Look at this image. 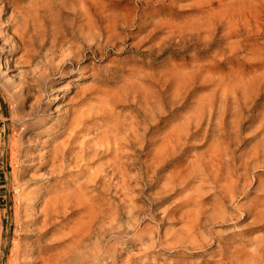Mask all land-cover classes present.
<instances>
[{
  "label": "rangeland",
  "instance_id": "rangeland-1",
  "mask_svg": "<svg viewBox=\"0 0 264 264\" xmlns=\"http://www.w3.org/2000/svg\"><path fill=\"white\" fill-rule=\"evenodd\" d=\"M79 1L0 0V264H264V0ZM68 44L79 61L37 84ZM71 108L99 113L49 179L37 155L65 142ZM106 121L121 179L93 181L113 155L80 138Z\"/></svg>",
  "mask_w": 264,
  "mask_h": 264
},
{
  "label": "bare ground",
  "instance_id": "bare-ground-1",
  "mask_svg": "<svg viewBox=\"0 0 264 264\" xmlns=\"http://www.w3.org/2000/svg\"><path fill=\"white\" fill-rule=\"evenodd\" d=\"M65 1V0H64ZM79 1V0H78ZM80 3H81V1H79ZM72 3V2H71ZM74 3V2H73ZM63 4H64V2H63ZM77 4H78V2H77ZM74 5H75V3H74ZM73 6V5H72ZM71 6V7H72ZM78 7V6H77ZM72 8H74V7H72ZM76 9V8H75ZM84 10V9H83ZM76 11H78V10H76ZM76 11H74V12H76ZM98 11V10H97ZM100 11V10H99ZM83 12V11H82ZM85 12V11H84ZM101 12V11H100ZM106 12V11H105ZM77 13V12H76ZM99 12H97V14H98ZM101 15H104V13L102 14L101 13ZM108 15V14H107ZM106 15V16H107ZM112 15V14H111ZM97 16V15H96ZM116 16V15H115ZM99 17H101V16H99ZM113 18H115V17H113ZM73 19V18H72ZM87 19V18H86ZM106 19V18H105ZM92 20V19H91ZM103 20V19H102ZM97 21V20H96ZM108 21H109V19H108ZM108 21H106V22H108ZM45 22V21H44ZM84 22H86V21H84ZM103 22H104V20H103ZM113 22V21H112ZM88 23V25H89V21L87 22ZM116 23V22H115ZM79 24V23H78ZM86 24V23H85ZM101 24H104V23H101ZM110 24V23H109ZM77 25V24H76ZM95 25V24H94ZM105 25V24H104ZM57 26H58V24H57ZM56 26V27H57ZM79 26V25H78ZM92 26V25H91ZM109 26V25H108ZM38 27V26H37ZM84 27V26H83ZM101 27H102V25H101ZM107 27V26H106ZM114 27V26H113ZM35 28V27H34ZM54 28V27H53ZM89 28H90V26H89ZM93 28V27H92ZM105 27H103V29H104ZM78 29V28H77ZM76 29V30H77ZM83 29V28H82ZM101 29V28H100ZM109 30L111 29L110 27L108 28ZM59 30V29H58ZM75 30V29H74ZM95 30V29H94ZM117 30V29H116ZM46 31V30H45ZM64 31V30H63ZM62 31V34L63 33H65V32H63ZM66 31V30H65ZM82 31V30H81ZM98 31V30H97ZM112 31H114V30H112ZM55 31H52V33H54ZM60 32V31H59ZM89 32H90V30H89ZM37 33V32H36ZM73 33H75V32H73ZM82 33V32H81ZM108 33V32H107ZM33 34V33H32ZM46 34V33H45ZM54 34H56V33H54ZM76 34V33H75ZM106 34V33H105ZM50 35V34H49ZM58 35V34H57ZM64 35V34H63ZM72 35H74V34H72ZM41 36V35H40ZM47 36V35H46ZM62 36V35H61ZM66 36V35H65ZM53 37V36H52ZM48 38H50V37H48ZM54 38V37H53ZM71 38V37H70ZM45 39V38H44ZM37 40V39H36ZM35 40V41H36ZM49 40V39H48ZM63 40V39H62ZM61 40V41H62ZM34 41V42H35ZM45 41V40H44ZM64 42H65V40H63ZM101 41H102V39H101ZM108 41V40H107ZM47 42V41H46ZM63 42V43H64ZM94 42V41H93ZM49 43H50V41H49ZM43 44V43H42ZM52 44V43H51ZM50 44V45H51ZM55 44H56V41H55ZM34 45V44H33ZM59 45H60V43H59ZM58 45V46H59ZM69 45V44H68ZM98 45V49L100 48V44H97ZM14 46V45H13ZM43 46H45V44L43 45ZM92 46V45H91ZM41 47V46H40ZM61 47V46H60ZM59 47V48H60ZM83 47H84V45H83ZM56 49V48H55ZM93 49V48H92ZM36 50V49H35ZM95 50V49H94ZM39 52V51H38ZM41 52V51H40ZM81 52V51H80ZM36 53V52H35ZM51 55L50 56H48L47 57V59H46V68L45 69H37L38 70V77L36 76L35 77V79H36V83L37 84H42V82L44 81V80H46L48 77H50V75H52L54 72H58V71H61V78L62 79H64L65 78V75L67 74V72L64 70V66L65 67H67V64H75V61L74 60H76V61H79V57H78V54H77V51H75L70 45L68 46V48H66V49H64L62 52H58V50H52L51 51ZM82 53V52H81ZM80 53V54H81ZM39 54V53H38ZM49 55V54H48ZM41 56V55H40ZM30 60V59H29ZM36 60V59H35ZM39 61V60H38ZM30 63H31V61H29ZM43 62H41V64H42ZM78 63V62H77ZM76 63V64H77ZM32 64V63H31ZM87 66V65H86ZM85 66V67H86ZM38 67H39V65H38ZM41 68V67H40ZM75 68V67H74ZM89 70V69H88ZM91 70V69H90ZM35 71V70H34ZM81 71H83V72H85L86 73V69L84 70H81ZM70 72V71H69ZM75 72V71H74ZM82 72V73H83ZM52 73V74H51ZM93 73V72H92ZM28 74V73H27ZM23 75H24V73H23ZM37 75V74H36ZM82 75V74H81ZM25 76V75H24ZM24 76L22 77L23 79H24ZM69 76V75H68ZM71 76V75H70ZM95 76V75H94ZM93 76V77H94ZM59 78V77H58ZM72 78V77H71ZM85 78V77H84ZM78 79V78H77ZM82 79V78H81ZM55 80V79H54ZM68 80V79H67ZM29 81V80H28ZM28 81H26V82H28ZM33 81V80H32ZM31 81V82H32ZM30 82V81H29ZM63 82V80L62 81H60V80H58L56 83L55 82H53L52 80L51 81H49V86H47V88L49 87V89H47L48 90V92L50 93H52V94H50V99H52V100H54V101H52V102H56L57 100H58V98L60 97L58 94H55L58 90H59V86L57 87V84L58 83H62ZM33 83V82H32ZM45 83L47 84V81H45ZM30 85V84H29ZM66 85H68V84H66ZM39 86V85H38ZM27 87V86H26ZM63 87V86H62ZM69 87V86H68ZM91 87V86H90ZM89 87V88H90ZM93 87H95V86H93ZM39 88H40V86H39ZM38 88V89H39ZM97 88V87H96ZM120 88H121V86H120ZM42 89H43V87H42ZM45 89H46V86H45ZM83 89V88H82ZM99 89V88H98ZM41 90V89H40ZM90 90V89H89ZM21 91H22V89H21ZM37 91H39V90H37ZM88 91V90H87ZM45 92V91H44ZM82 92V91H81ZM101 92V91H100ZM106 91H104V92H102L104 95H106V93H105ZM78 93V92H77ZM82 94V93H81ZM110 94V93H109ZM112 94V93H111ZM113 94H115V93H113ZM118 94V93H117ZM74 95H76V94H74ZM99 95H101V94H99ZM121 95V94H120ZM36 96H38V94L36 95ZM59 96V97H58ZM76 96H78V95H76ZM103 96V95H102ZM101 96V97H102ZM107 96V95H106ZM124 96V95H123ZM112 97V96H111ZM119 97V96H118ZM46 98V97H45ZM69 98V97H68ZM81 98V97H80ZM115 98V97H114ZM134 98H135V96H134ZM36 99V98H35ZM66 99V98H65ZM73 100H74V98H72ZM71 99V100H72ZM105 100H107L106 98H104ZM103 99V100H104ZM37 106H40L41 107V105H43V101H44V97H43V95H39L38 97H37ZM48 100V99H47ZM61 100V99H60ZM69 100V99H68ZM87 100H89V99H87ZM94 100V99H93ZM104 100V101H105ZM110 100V99H109ZM121 100V99H120ZM84 101V100H83ZM82 101V102H83ZM90 101V100H89ZM71 102V101H70ZM81 102V103H82ZM85 102V101H84ZM105 103V102H104ZM109 103V102H108ZM116 103V102H115ZM119 103V102H118ZM74 104H75V102H74ZM77 104V103H76ZM90 104H91V102H90ZM92 104H93V102H92ZM99 104V103H98ZM56 105V104H55ZM61 106V105H60ZM78 107H79V105H77ZM76 106V107H77ZM81 106V105H80ZM82 106H84V105H82ZM81 106V107H82ZM86 106H88V104H86L84 107H86ZM91 106V105H90ZM89 106V107H90ZM99 106V105H98ZM104 106V105H103ZM45 107V106H44ZM67 107V106H66ZM70 107H71V104H70ZM80 107V108H81ZM111 107V106H110ZM36 108H38V107H36ZM97 108V107H96ZM99 108H101V107H99ZM56 109H57V106H56ZM83 109V108H82ZM93 109L94 108H92L91 109V111H88L87 109H83V110H81V109H74V108H71V109H69V111L67 112V115L69 114V113H73L74 114V117L71 119V120H69V122H68V120L66 121V122H68L67 123V130H69V129H71V132L69 133V132H67V133H69L68 134V136H67V138H66V140H64L65 142L62 144V146L61 147H59L60 145H58V147L56 146V147H54L53 149H50V150H47V151H45V152H42V153H38V157H42L43 159L45 158V161H44V163L42 164V167H46L47 165H50L51 164V176L49 177V179L50 178H53V177H61V176H63L64 175V173H65V171H66V169L68 170V169H70L71 167V163L73 162V164L74 163H76L75 165H77V163L79 162L78 160H76V161H73V160H75L76 159V157L75 156H77L78 155V153H77V155H73V153H75L74 152V150H75V148L77 147V145H75L74 143H75V139L77 138V131H79V130H83V125L84 124H86L87 122H90L91 121V119L93 118V116L96 114V113H99V112H94L93 111ZM60 111V110H59ZM96 111V110H95ZM104 115H105V117H107L108 118V116H109V111H108V109L106 108V106H105V108H103V109H101L100 110ZM59 113V112H58ZM65 115H66V113H65ZM65 116V118L64 119H69L70 117H68V116ZM114 116H115V114H114ZM44 117V116H43ZM60 119V118H59ZM109 119H111V118H109ZM116 119V118H115ZM114 119V120H115ZM118 119H119V117H118ZM52 120V119H51ZM54 120V119H53ZM56 120V119H55ZM93 120H94V118H93ZM92 120V121H93ZM113 120V119H112ZM44 121V120H43ZM42 121V122H43ZM111 121V120H110ZM108 122V121H106V122H108V123H106V124H104L103 125V131L100 133V136H99V140H97L96 139V141H99V143H97V144H95V145H93V143L91 144V140L92 139H90L89 137H86V133H84V134H86V135H81L82 136V138H80V140L81 139H83L82 141H81V145H80V147H81V149H82V151H83V153L85 152V153H87L88 154V151H90L91 149L90 148H94V149H96L95 151V153H96V155L98 156L100 153H101V151H99V149H103V152H102V154H105L104 156H102L101 158H103V157H109V156H111V155H113V159L111 160V161H108V163L107 164H105V165H107L108 166V164L109 165H111L110 167H111V170L109 171L110 173H108V172H104V169H103V167L101 166V168L98 170L99 172L97 173L96 172V169H95V174L97 173V175L96 176H93L92 178L94 179L93 181H102L105 177H107V179H108V176L110 177V178H114V179H116L117 177L118 178H120L121 179V159H122V157H121V159H119V154L121 153V148H122V145H123V143L121 142V135H119V133H118V125H120V124H118V123H114L115 125L113 126V127H110V125H112L111 124V122ZM124 121V120H123ZM61 122V121H60ZM59 122V123H60ZM117 122V121H116ZM120 122V121H119ZM40 124V123H39ZM53 124V123H52ZM51 124V125H52ZM62 124V123H61ZM131 124V123H130ZM129 124V125H130ZM57 125V124H56ZM127 125V124H126ZM137 125V124H136ZM40 126V125H39ZM55 126V125H54ZM125 126V125H124ZM51 127V126H50ZM49 127V128H50ZM66 127V126H65ZM127 127V126H126ZM129 127V126H128ZM134 127V126H133ZM59 128V127H58ZM96 128H98V127H96ZM102 128V127H101ZM100 128V129H101ZM99 129V128H98ZM99 129V130H100ZM120 129V128H119ZM49 130V129H48ZM55 130H56V128H55ZM123 130H125V128H123ZM130 130V129H129ZM128 130V131H129ZM134 131V132H133ZM132 132H133V134H132V136H134L135 138H136V140L137 139H139V138H137L138 136H136V134L135 133H138L137 131H136V128L133 130ZM80 132V131H79ZM82 132V131H81ZM122 132H124V131H122ZM42 133V132H41ZM62 133H65V132H62ZM45 134V133H44ZM52 134V133H51ZM19 135V134H18ZM67 135V134H66ZM94 135V134H93ZM125 135H128V134H125ZM138 135V134H137ZM40 136V135H39ZM58 136V135H57ZM96 138V137H95ZM128 138V137H127ZM134 138V139H135ZM36 139V138H35ZM131 139H133L132 137H131ZM134 139H133V141H134ZM78 140H79V138H78ZM94 140V139H93ZM20 141V140H19ZM38 141V140H37ZM42 141V140H41ZM131 141V140H130ZM18 142V141H17ZM94 142V141H93ZM137 142V141H136ZM36 143V142H35ZM125 143V142H124ZM130 143V142H129ZM169 143V139H168V137L167 138H165L164 140H163V142L161 143V146H162V149H161V151H165L166 149H168L167 147H168V144ZM39 144H40V142H39ZM91 144V145H90ZM15 145V144H14ZM17 145V144H16ZM23 145V144H22ZM130 145V144H129ZM20 146V145H19ZM79 146V145H78ZM15 147V146H14ZM21 147V146H20ZM38 147H40V146H38ZM37 147V148H38ZM47 147V146H46ZM80 147H78V148H80ZM19 148V147H18ZM51 148V147H50ZM12 149H13V147H12ZM16 149V148H15ZM27 149V148H26ZM29 149V148H28ZM81 149H80V152H81ZM90 149V150H89ZM124 149V148H123ZM33 150V149H32ZM35 150V149H34ZM93 150V149H92ZM26 151V150H25ZM76 151H77V148H76ZM27 152V151H26ZM33 152V151H32ZM79 152V151H78ZM29 153H31V152H29ZM82 153V154H83ZM95 153H94V155H95ZM21 154V153H20ZM35 154H36V152H35ZM89 154H90V152H89ZM88 154V155H89ZM15 155V154H14ZM31 155H33V154H31ZM81 155V154H80ZM79 155V157H81ZM95 155V156H96ZM25 156V155H24ZM48 156H49V159H48ZM20 157V156H19ZM28 157H29V154H28ZM73 157H75V159H73ZM90 157H93L92 155L90 156ZM47 158V159H46ZM34 160V159H33ZM32 160V161H33ZM40 160V159H39ZM80 160V159H79ZM83 160V159H82ZM81 160V161H82ZM89 161V159H88V156H87V158L86 159H84L83 161L84 162H86V161ZM92 160V159H91ZM94 160V159H93ZM163 159H161V158H157L156 159V161L157 162H159V163H161V161H162ZM102 161V160H101ZM104 161V160H103ZM97 163H99V161H96ZM95 162V163H96ZM123 162V161H122ZM88 163V162H87ZM91 163V162H90ZM86 164V163H85ZM89 164V163H88ZM93 164V163H92ZM104 164V163H103ZM123 164V163H122ZM36 165V164H35ZM38 165V164H37ZM80 165H81V163H80ZM90 165V164H89ZM100 165H101V163H100ZM99 165V166H100ZM29 166V165H28ZM39 166V165H38ZM27 167V166H26ZM31 167V166H30ZM74 167V166H73ZM78 167V166H77ZM80 167H82V166H80ZM86 167H88V165L86 166ZM47 168V167H46ZM76 168V167H75ZM74 168V169H75ZM97 168V167H96ZM109 168V167H108ZM34 169V168H33ZM77 169V168H76ZM75 169V170H76ZM79 170V169H78ZM108 170V169H107ZM69 171V170H68ZM83 171V170H82ZM106 171V170H105ZM67 172V171H66ZM102 172H104V173H102ZM69 173V172H68ZM73 173V172H72ZM79 173V172H78ZM50 174V173H49ZM48 174V175H49ZM54 174V175H53ZM94 174V175H95ZM47 175V176H48ZM71 175V174H70ZM92 175V174H91ZM91 175H89V176H91ZM111 175V176H110ZM69 176V175H68ZM89 178V177H88ZM87 178V179H88ZM90 179V178H89ZM88 179V180H89ZM87 180V181H88ZM105 181V180H104ZM117 181V180H116ZM118 181H119V179H118ZM88 183V182H87ZM108 183V182H107ZM91 184H92V181H91ZM97 184V183H96ZM95 184V185H96ZM101 184V183H100ZM106 184V183H105ZM230 185H232L233 186V184L231 183ZM102 186H104V185H102ZM230 187V186H229ZM234 187V186H233ZM231 189H232V187H230ZM229 188V189H230ZM102 189V188H101ZM37 192V191H36ZM226 193V192H225ZM232 193V192H231ZM230 193V194H231ZM224 197V196H223ZM33 198V197H32ZM35 200V199H34ZM31 201V200H30ZM30 207H31V205H30ZM115 211V210H114ZM114 213V212H113ZM44 214V213H43ZM212 215V214H211ZM221 216V215H220ZM101 220H103V219H101ZM105 222V221H104ZM102 225V224H101ZM102 227V226H101ZM98 228H100V227H98ZM103 228V227H102ZM97 229V228H96ZM111 229H109V231H110ZM105 234V233H104ZM102 235V234H101ZM191 239V238H190ZM98 242V241H97ZM97 257V256H96ZM12 262V261H11ZM14 263V262H13Z\"/></svg>",
  "mask_w": 264,
  "mask_h": 264
}]
</instances>
